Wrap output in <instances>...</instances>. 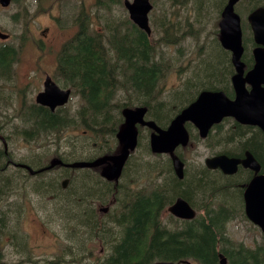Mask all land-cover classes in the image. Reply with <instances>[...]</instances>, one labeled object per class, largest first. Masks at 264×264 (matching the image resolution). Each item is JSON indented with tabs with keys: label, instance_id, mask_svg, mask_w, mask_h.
Segmentation results:
<instances>
[{
	"label": "trees",
	"instance_id": "16d2710c",
	"mask_svg": "<svg viewBox=\"0 0 264 264\" xmlns=\"http://www.w3.org/2000/svg\"><path fill=\"white\" fill-rule=\"evenodd\" d=\"M27 1L25 12L13 15V20L20 21L29 13L31 4ZM33 1L40 12L51 8L49 0ZM76 2L65 3L63 14L56 18L62 27L71 18L77 31L59 50L53 77L60 86L72 88V96L82 98L83 102L73 109L67 104L55 112L36 102L23 104L14 117L0 121V264H40V261H43L41 264L70 261L84 264L94 252L88 249L89 242H99L107 248L106 255H99L91 264H152L164 260L220 264L221 253L228 258L229 264H264L263 248L251 249L236 243L227 230L230 215L213 206L221 198L231 201L234 197L240 201L236 183L221 172L216 174L204 162L191 168L182 153L187 146L200 143L211 150L210 156L223 153L244 158L250 152L263 173L264 133L258 127L225 118L203 139L198 129L187 122L189 144L176 152L186 163L183 178L175 173L170 154L152 152L150 134L153 130L146 126L138 127V147L130 154L117 183L102 177L100 167L68 168L60 164L34 175L27 167L38 171L51 164L43 159L44 154L21 160L10 150L14 137L37 145L54 138L57 142V148L51 152L54 160L64 164L92 161L120 151L117 134L125 124V108L145 106L148 109L146 119L167 128L203 90H221L230 98L235 97L230 83L209 84L200 74L198 80L188 78L179 88L168 92L164 86H158L169 66L174 65L167 56L159 57V44L176 46L178 60L180 44L186 36L180 21L164 20L163 6L161 13L152 19L155 23L151 20L152 34L149 36L125 14L123 0H97L90 7L84 1ZM12 3L19 5L20 1L12 0ZM174 3L180 4L178 0ZM197 22L195 20L194 24ZM168 29L170 34H166ZM156 33L159 36L153 39ZM11 37L14 34H10ZM19 37L24 39L23 34ZM18 55L13 44L0 43V107L14 101L13 67ZM247 57L248 54H244V63L249 62ZM192 91H196V95L190 99ZM119 92L125 99L117 106L114 101ZM72 128L82 132L79 141L66 138L61 145V133ZM50 173L53 175L48 185L45 181L31 185L42 196L52 195L55 213L65 226L71 227L72 246L68 250L71 260L64 254L37 259L21 226L24 202L10 200L30 179L40 180ZM66 178L69 185L64 187L62 180ZM144 179L148 183L135 187ZM178 197L185 198L197 210L194 219H178L167 212L168 206ZM91 199L103 204L114 201L107 213H101ZM236 250L239 252L233 256ZM239 256H242L241 261Z\"/></svg>",
	"mask_w": 264,
	"mask_h": 264
},
{
	"label": "rangeland",
	"instance_id": "374dc122",
	"mask_svg": "<svg viewBox=\"0 0 264 264\" xmlns=\"http://www.w3.org/2000/svg\"><path fill=\"white\" fill-rule=\"evenodd\" d=\"M19 1V5L17 3H12L8 7H2L0 5V31L14 34V37L9 38V40L0 39V43L13 44L19 51L15 63L16 65L13 67V82L16 83L14 87L15 92H12L15 96L12 103L14 105L10 104L0 107V121H5L14 117L18 113V109L21 105H30L32 102H35L37 94L44 88L43 84L46 75L54 74L59 50L64 42L71 38L77 31V25H74L71 18L65 16V18H69L70 20H68V24L63 27L60 26L58 20H56L57 17L63 14L62 11L65 8V3H74L77 1L76 3L80 4L84 1L85 4L90 7L97 0H65L62 3L60 0H49L48 4L51 8L47 12L38 11L37 3L30 0L31 10H29V13H25L20 21H15L13 20V15L18 16L20 13L23 14L25 12V5H28L27 0ZM175 1L176 0H157L154 10L150 13V20L161 13V7L163 6L165 13L167 16L170 15L171 20L180 21L181 24L189 23V20L184 19L187 18L188 13L192 11L193 6H189L185 9L179 3L175 4ZM180 1L181 0H178V2ZM193 4L195 6V1H193ZM117 12H119V10H117ZM117 12H114V14H117ZM152 21L155 23L154 20ZM150 24L152 26L151 22ZM211 26L212 22L209 21L202 30L204 33L203 36L199 38L188 37L183 41L182 45L187 52V56L184 58L177 60L179 53L177 52L176 46L159 44V57L160 55L167 56L169 61L174 64L171 68V72L168 74L166 73L164 78L159 81L158 86H164L165 92L179 88L184 82H182V78L188 79L187 76L190 74L193 79H199L197 78L198 75L195 74L196 71L187 67V65H196L199 61L203 54L200 49L201 39L206 35ZM21 34L24 35V39L19 37ZM158 36L159 34L156 33L153 39H156ZM208 44L210 46L209 50L200 65L201 74L206 72V65L211 61H215L217 56L218 46L214 37L211 39V44L208 40ZM207 59L209 60L207 61ZM177 71H180L181 75L177 73ZM54 80L56 81L55 78ZM195 95L196 91H192V95L189 98L191 99ZM124 99L125 96H120L119 92L114 104L118 106L120 103L124 102ZM82 102V98L72 96L69 104L71 109H73ZM115 109L117 111L118 107H115ZM15 121L20 122L19 120ZM227 124L228 123L225 122V125ZM7 129L10 130L11 127L8 126ZM81 133L80 130L74 128L62 132L60 135L61 145L65 144L66 138L79 141L78 137ZM9 148L13 154L21 160L29 159L30 156L35 154H44V160L52 161L54 158L51 152L57 148V142L54 138H50L41 145H37L36 143H29L21 137H14L10 142ZM141 150L142 149L139 148V152H141ZM182 153L189 160L188 165L193 168L202 164L206 157L211 155V150L206 147L205 143H200L187 146L182 150ZM84 157L86 156H82V158ZM11 170H13V168H11ZM55 171L58 170H53L52 172ZM52 175L53 173H50L40 180L36 177L30 179L26 186L21 187L10 200L13 201L18 199L24 202L21 226L29 237L33 254L37 259L55 258L56 255L64 254L67 259L71 260L72 255H68L69 246H72V242L69 239L71 227L65 226L64 221L55 213V202L52 201V195L42 196L35 192L31 185L44 181L46 182L45 185H48L47 181H49ZM146 183H148V180L144 179L136 183L135 187L139 188ZM229 202L233 206L240 205L239 199H235L234 197ZM221 204H227L224 198L215 201L213 206L218 208ZM244 216L241 214H239V217L235 214L231 216L227 222L229 236L236 243H243L245 247L251 249L263 248L262 251L264 252V237L261 229ZM87 247L88 249H93L94 252H91L93 254L92 257L89 261L86 260L84 264H91L99 255L102 257L106 255L107 248L103 247L99 242H89ZM242 256L238 257L240 261L242 260ZM246 257L247 256H245V258ZM41 263H43V261H40V264ZM64 264L79 263L70 261Z\"/></svg>",
	"mask_w": 264,
	"mask_h": 264
},
{
	"label": "water",
	"instance_id": "95a60500",
	"mask_svg": "<svg viewBox=\"0 0 264 264\" xmlns=\"http://www.w3.org/2000/svg\"><path fill=\"white\" fill-rule=\"evenodd\" d=\"M238 0H230L224 10V20L221 23L222 44L224 47L233 50L234 62L237 73L233 77V86L236 92L235 98H230L221 90H204L198 97L187 105L175 116L167 128L159 126L156 122L146 119L147 107L138 106L135 108L123 109L125 124L117 134L121 144V150L114 155H106L92 161L81 160L64 164L61 160H53L47 168L63 164L70 168H96L102 167V176L110 181L119 179L127 160L132 151L139 143L138 125L149 127L153 130L150 134V147L153 153L172 154L173 167L179 178L184 177V161L175 155L179 146H186L189 143L190 135L186 127L191 122L199 130L201 137L206 138L214 125L221 123L227 117H233L238 123L244 125H255L264 131V51L261 48L255 50L256 65L243 75L244 62L241 57L244 52L242 44V30L238 15L234 12V4ZM12 0H0L3 7L10 6ZM124 4L129 11L131 20L148 35H151L149 13L153 9L150 0H125ZM233 18L235 20H233ZM252 22L256 16H251ZM261 29H260V28ZM255 37L258 43L264 44V24H254ZM9 34L0 31V38L7 40ZM252 85L248 89L246 84ZM72 90L60 87L52 78L47 75L44 80V89L36 96V102L48 107L54 112L58 107L64 106L70 100ZM4 142V137H1ZM5 146L7 148L6 142ZM108 163L106 166H102ZM205 164L211 169H221L226 174H234L238 171L239 165L249 168L256 173L260 171V164L250 153L245 158L232 157L227 154H218L205 159ZM29 170L36 173L30 167ZM41 169L39 171H42ZM68 180L64 181V186ZM246 214L248 218L260 227L264 237V174L256 175L247 185L244 191ZM104 207L103 211H108ZM168 211L180 219L192 220L197 216L196 209L183 197H178L168 207ZM152 264H194L189 260L156 261ZM220 264H228V259L220 254Z\"/></svg>",
	"mask_w": 264,
	"mask_h": 264
},
{
	"label": "flooded vegetation",
	"instance_id": "af4514ba",
	"mask_svg": "<svg viewBox=\"0 0 264 264\" xmlns=\"http://www.w3.org/2000/svg\"><path fill=\"white\" fill-rule=\"evenodd\" d=\"M124 1L125 0H123V4ZM150 1L153 4V9L150 11L151 13L155 8V2L154 0H150ZM229 2L230 0H196L194 6L192 0L180 1V5H182L185 9L188 8L189 6H193L192 11H190L188 13L187 18L184 19V20H189V23L182 24L183 31L186 35L183 41H185L188 37L199 38L200 36H203L204 35V33L202 32L203 28L206 26V24L209 21L212 22V26L210 27L209 31L201 39L200 49L201 52H203V54L201 55L199 61L196 63V65H187V67L196 71L195 74L199 73L203 77V79H205V82L209 84H217V83L225 82L224 84L230 83L231 85H233V77L237 73V69L234 62V52L233 50L224 47L221 41L222 39L221 23L224 20V10L226 6L229 4ZM124 8H125V14L129 17V11L125 7V5ZM234 12L239 17L240 26L242 30V44L244 47V52L241 57L242 62H243L244 54H248L247 61L249 62L244 63V71H243V75L246 76L247 73L251 71L256 65L255 50L261 48L264 51V44L257 42L255 37V30H254V24H260V25L264 24V0H238L234 4ZM150 13H149V18H150ZM253 15L256 16V20H254V22H252V18H251V16ZM164 20H171L170 15L167 16L165 10H164ZM195 20H198V22L194 24ZM233 20L235 19L233 18ZM166 34H170V29H168ZM213 37L218 46L217 56L215 61H211V64L206 65L207 67L206 72L201 74L200 65L202 64L204 57L206 56L210 47L208 44V40L211 44V39ZM183 41L180 44L181 47L180 59L187 56V52L185 51V48L182 45ZM171 68L172 66H169V70L167 71V74L171 72ZM177 73L181 75L180 71H177ZM187 78H192L191 74L188 75ZM185 79L186 78H182V82L185 81ZM261 85L264 87V83H261ZM246 86L248 89L252 88V85L248 82ZM107 164L108 163H105L102 166H106ZM214 171L216 172V174L221 172L223 175L231 177L232 182L236 183L237 189L240 192L239 206H233L232 204H230L228 200H226L227 204H221L217 209L225 210V212L230 215V218L233 214L237 215L238 217L239 214L243 216L245 215L244 217H246V205L244 198L245 188L256 175H262L264 174V172L262 173L260 169V171L256 173L253 170L242 167V165L239 166L238 171L234 174H229V175L224 174L223 171H221L220 169H214ZM246 172L249 174V179ZM65 180H68L66 186H64ZM119 180L120 178L115 179L113 181L110 180L107 181L117 183ZM62 185L64 187H67L69 185V179L66 178L62 180ZM113 201L114 200H111V203L109 204H103L100 201H95L92 199L90 200V202H93L96 205L97 209L100 210L101 212H104L103 211L104 207H109L110 209V206ZM108 211L104 213H107ZM236 252L239 251L236 250L232 252V255L234 256Z\"/></svg>",
	"mask_w": 264,
	"mask_h": 264
}]
</instances>
